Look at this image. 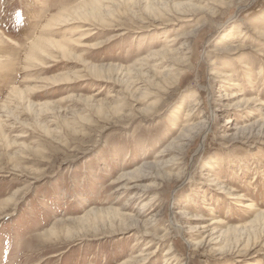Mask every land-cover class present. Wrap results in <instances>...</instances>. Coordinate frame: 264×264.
Masks as SVG:
<instances>
[{"label": "rangeland", "instance_id": "1", "mask_svg": "<svg viewBox=\"0 0 264 264\" xmlns=\"http://www.w3.org/2000/svg\"><path fill=\"white\" fill-rule=\"evenodd\" d=\"M0 264H264V0H0Z\"/></svg>", "mask_w": 264, "mask_h": 264}, {"label": "bare ground", "instance_id": "2", "mask_svg": "<svg viewBox=\"0 0 264 264\" xmlns=\"http://www.w3.org/2000/svg\"><path fill=\"white\" fill-rule=\"evenodd\" d=\"M180 215V214H179ZM172 251V250H171Z\"/></svg>", "mask_w": 264, "mask_h": 264}]
</instances>
